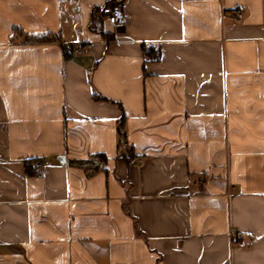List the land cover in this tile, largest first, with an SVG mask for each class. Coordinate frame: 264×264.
Masks as SVG:
<instances>
[{"label": "crops", "instance_id": "crops-1", "mask_svg": "<svg viewBox=\"0 0 264 264\" xmlns=\"http://www.w3.org/2000/svg\"><path fill=\"white\" fill-rule=\"evenodd\" d=\"M0 264H264V0H0Z\"/></svg>", "mask_w": 264, "mask_h": 264}, {"label": "built area", "instance_id": "built-area-1", "mask_svg": "<svg viewBox=\"0 0 264 264\" xmlns=\"http://www.w3.org/2000/svg\"><path fill=\"white\" fill-rule=\"evenodd\" d=\"M100 12L112 25L119 26L125 21V13L123 9L111 3L104 4L101 7Z\"/></svg>", "mask_w": 264, "mask_h": 264}, {"label": "trees", "instance_id": "trees-1", "mask_svg": "<svg viewBox=\"0 0 264 264\" xmlns=\"http://www.w3.org/2000/svg\"><path fill=\"white\" fill-rule=\"evenodd\" d=\"M48 38V36L47 35H41V36H32L31 37V40L32 41H44V40H46ZM151 48H154V47H152L151 46ZM73 50H74V48H73V46L72 45H69V46H63V52H64V54L65 55H69V54H71L72 52H73ZM154 50H156L155 48H154ZM148 53H149V50L147 51ZM151 52V51H150ZM154 54V55H153ZM152 55L154 56V57H158V55H159V53H153ZM94 96L95 97H100L99 95H97V94H95L94 93ZM117 131H118V137H119V143L120 144H125V133H124V117L122 116V118L120 119V121H119V124H118V126H117ZM103 156V155H102ZM29 162H32L31 160L30 161H26V166L27 167H29L30 166V164H29Z\"/></svg>", "mask_w": 264, "mask_h": 264}]
</instances>
